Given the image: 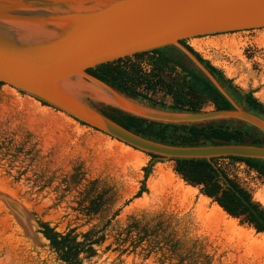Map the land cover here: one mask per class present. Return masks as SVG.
<instances>
[{
  "label": "rangeland",
  "instance_id": "obj_1",
  "mask_svg": "<svg viewBox=\"0 0 264 264\" xmlns=\"http://www.w3.org/2000/svg\"><path fill=\"white\" fill-rule=\"evenodd\" d=\"M187 43L240 92L255 90L254 97L264 104V28ZM164 76H179V69ZM149 96L165 105L172 102L161 89ZM212 106L207 101L201 110ZM149 160L146 153L0 83V191L25 208L28 224L0 202V264H66L40 236L39 222L60 233L74 229L78 240L91 230L103 236L92 256H79L80 264H115L132 257L176 264L165 240L178 242L181 253L194 246L209 264H264V235L240 216L226 214L200 186L183 181L174 161L155 162L145 181L147 192L125 205ZM218 164L264 209V177L241 162ZM98 195L92 211L90 200Z\"/></svg>",
  "mask_w": 264,
  "mask_h": 264
},
{
  "label": "water",
  "instance_id": "obj_2",
  "mask_svg": "<svg viewBox=\"0 0 264 264\" xmlns=\"http://www.w3.org/2000/svg\"><path fill=\"white\" fill-rule=\"evenodd\" d=\"M261 28L264 0H0V82L160 161L220 157L264 160V145L184 146L147 139L97 108L110 106L169 124L238 120L264 133V118L240 106L180 43ZM167 46L180 50L233 108L212 106L196 112L161 109L130 98L87 72L99 64ZM0 202L17 221L28 225L25 208L16 199L0 191ZM115 264L154 263L132 257Z\"/></svg>",
  "mask_w": 264,
  "mask_h": 264
},
{
  "label": "trees",
  "instance_id": "obj_3",
  "mask_svg": "<svg viewBox=\"0 0 264 264\" xmlns=\"http://www.w3.org/2000/svg\"><path fill=\"white\" fill-rule=\"evenodd\" d=\"M180 43L204 64L240 106L264 118V104L254 97L255 90L240 92L232 84V80L226 79L220 70L203 59L192 49L186 39L180 40ZM185 60V56L180 50L173 46H167L99 64L87 69V72L126 96L153 107L172 111L196 112L200 111L205 102L209 101L216 109H232V105L196 68L184 64ZM177 69H179V76H172L169 80L165 78L166 71L172 73ZM156 89H161L171 95L170 105L156 102L149 96V93ZM97 108L126 129L160 143L184 146L219 143L264 145L263 132L238 120L169 124L139 118L110 106L98 105ZM146 154L150 160L142 168L141 184L135 194L124 203L125 205L147 192L145 181L154 163L160 162L155 155ZM222 160L241 162L260 177H264V160L243 157H220L211 160L171 159L175 162L174 171L183 181L192 186H200V192L211 198L226 214L231 217L240 216L242 222H247L253 226L256 232L264 235V209L252 200L248 190L240 186L218 164ZM96 197L90 200L91 209L92 204L100 196ZM96 210L97 208L92 209V211ZM117 213L118 210L114 212L113 216ZM38 226V232L48 240L49 246L55 251L58 259L66 264H80L79 256L82 254L86 257L92 256L95 252L93 246L103 241V236H96V232L92 230L83 233L82 239L78 240L74 229L60 233L46 222H39ZM164 245H167L171 253L176 255V264L210 263L207 256L199 249L195 252L194 246L184 249L185 252L182 254L180 250H183L179 247L178 242L165 240ZM135 247L136 245L132 248Z\"/></svg>",
  "mask_w": 264,
  "mask_h": 264
},
{
  "label": "bare ground",
  "instance_id": "obj_4",
  "mask_svg": "<svg viewBox=\"0 0 264 264\" xmlns=\"http://www.w3.org/2000/svg\"><path fill=\"white\" fill-rule=\"evenodd\" d=\"M124 146H125V145H124ZM128 148H129V147H128ZM130 149H131V148H130ZM8 193H9V192H8ZM10 194H11V193H10ZM11 195H12V194H11ZM217 206H218V205H217ZM217 206H216V207H217Z\"/></svg>",
  "mask_w": 264,
  "mask_h": 264
},
{
  "label": "crops",
  "instance_id": "obj_5",
  "mask_svg": "<svg viewBox=\"0 0 264 264\" xmlns=\"http://www.w3.org/2000/svg\"><path fill=\"white\" fill-rule=\"evenodd\" d=\"M203 37V36H202ZM199 38V37H198ZM194 39V38H193ZM133 150V149H132ZM136 151V150H135Z\"/></svg>",
  "mask_w": 264,
  "mask_h": 264
}]
</instances>
